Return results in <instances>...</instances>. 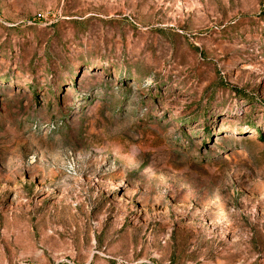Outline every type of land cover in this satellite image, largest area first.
Listing matches in <instances>:
<instances>
[{
  "label": "rangeland",
  "instance_id": "374dc122",
  "mask_svg": "<svg viewBox=\"0 0 264 264\" xmlns=\"http://www.w3.org/2000/svg\"><path fill=\"white\" fill-rule=\"evenodd\" d=\"M0 264H264V0H0Z\"/></svg>",
  "mask_w": 264,
  "mask_h": 264
}]
</instances>
